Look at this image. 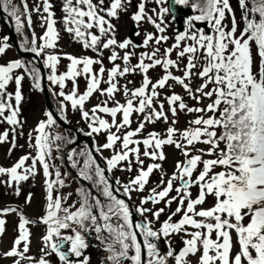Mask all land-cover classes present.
<instances>
[{"label": "snow or ice", "instance_id": "6c2138e0", "mask_svg": "<svg viewBox=\"0 0 264 264\" xmlns=\"http://www.w3.org/2000/svg\"><path fill=\"white\" fill-rule=\"evenodd\" d=\"M146 2L140 0L131 20L137 29L142 22H148L157 31L146 33L137 44L130 37L118 41L112 23L121 13L128 12L132 0H108L107 6L106 0H62L60 22L64 30L74 42L96 55L64 54L70 63L64 72L58 73L62 57L47 51L57 47L58 21L51 0H42L41 20L46 30L39 38L33 31L30 41L23 36L20 44L24 52L33 54L32 60L0 63V124L9 126L0 133V143L9 142L12 133L11 144L15 148L16 135L23 134L22 82L28 76L34 88L43 90L44 77L41 68L36 67L41 57L42 67L49 70L48 83L59 89H53V95L58 98L56 111L60 119L67 120L70 107L79 110L87 122L89 131L85 135L105 134L102 145L86 144L79 151L72 149L67 156L71 167L78 169V177L90 184L78 189L79 199L71 205L65 206L67 197L60 195L59 190L66 184L60 166L53 163L52 153L60 151V141L74 143L75 138L52 131L57 127L52 110L38 122L33 130L35 135L29 133V147L35 155H23L11 167L0 166V177H7L0 183L14 187L17 195L21 182L37 174V165L42 167L45 177L46 207L40 222L46 226V234L42 236L39 258L29 255V225L34 221L16 207L0 209V236L6 231L3 217L9 213L19 216L17 236L12 247L3 253L15 258L13 264H51L49 257L53 254L62 264H89L85 250L90 234L108 253L103 264H169L170 260L174 264H190L188 257L197 254V264H264V0H238L240 20L230 0H172L171 4L169 0H154L159 10L153 8L150 12L146 11ZM21 3L23 10L13 0H0V10L12 18L17 34L23 33L25 24L31 28L32 11L41 12L39 5L29 9L27 0ZM174 6L191 8L194 14L185 18L184 30L169 37L164 18L171 14L176 19ZM197 23L204 26L197 27ZM136 35L139 36V31ZM169 39L174 42L161 54L160 46ZM8 41L7 36L0 40V56L9 49ZM150 46L152 50L140 52L133 65L135 49ZM105 50L110 52L111 68L104 66ZM118 50L123 51L122 56ZM173 52L176 59L171 58ZM185 57L187 63L181 68ZM118 60L122 63H117ZM95 65L100 66L98 70ZM158 66L163 75L153 81L148 73ZM197 68L200 70L194 72ZM174 69L183 75H175ZM137 72L143 77L140 86L131 89L127 84L120 85L119 78ZM193 76L202 81L195 89L191 83ZM81 77L86 82L82 93L78 83ZM69 81L72 87L66 91ZM10 84H15L14 91L8 90ZM101 84L107 87L102 88ZM174 85L181 86L197 104L205 99L210 103L204 107L189 106L174 90L162 98L161 90ZM120 92L124 102L116 99ZM96 93L106 99L86 109V102ZM180 111L196 114L182 131L175 127L178 122L175 117ZM169 112L173 120L163 135L152 131L143 136L146 124L160 120L167 123ZM134 113L142 119L132 129ZM197 144L208 147L197 148ZM165 145H174L184 160L177 161L166 181L162 173L159 184L149 189L138 206L132 205L131 194L144 192L154 171L162 172V164L156 161L166 159ZM105 150L111 155L104 157ZM97 156L104 160V166ZM145 158L152 161L147 167ZM133 165L136 175L127 183L110 180L108 174L113 170L131 173ZM217 168L221 170L215 171ZM177 181L179 184L174 187ZM193 187L198 188L195 198ZM173 191L175 196L170 195ZM209 196L214 198V204L205 208ZM31 199L29 193L25 202L31 203ZM161 202L166 208H171L174 202L177 206L155 228L153 222L160 220L165 207L153 210L145 205ZM149 213L152 219H148ZM136 215L141 219H135ZM177 215L180 219L174 221ZM177 234H183V247L179 250L171 246L170 239ZM162 238L167 244L163 253L159 248Z\"/></svg>", "mask_w": 264, "mask_h": 264}, {"label": "rangeland", "instance_id": "374dc122", "mask_svg": "<svg viewBox=\"0 0 264 264\" xmlns=\"http://www.w3.org/2000/svg\"><path fill=\"white\" fill-rule=\"evenodd\" d=\"M153 1L150 2L149 0H147L146 11L150 12V10L153 8H156L157 11L159 10L158 6ZM27 2H28L29 9H35L39 5L41 8V12L37 13L36 11H32L31 28H29L27 24H25L22 34H17L15 32L14 21L12 20L11 17H9L11 19V25L13 27L14 33L16 34L17 39H19L20 44L23 42L22 40L23 36H27L29 41L31 40L32 34L30 31L34 30L35 35L37 33L36 37L38 38L40 34L44 33V31L46 30V27L42 26L43 22L41 20V15H43L42 1L41 0H27ZM51 2L53 3V11L56 14L55 18L58 19L60 16V20H61V17L63 15V13L61 12L62 0H51ZM139 2L140 0H132V4L129 6L128 12L121 13L119 19L116 20L117 21V24L115 26L117 27L116 28V38L118 41H122V39L127 36V29L129 30V27L130 28L134 27V23L131 20V16L135 11H137V4ZM13 3L20 6L21 10H23L22 5H21V0H13ZM230 3L233 9L235 10V13L239 12L238 0H230ZM238 17L240 18L241 14L238 15ZM164 19L168 24L166 34L169 37H174V34L176 31H175L174 23L171 18V14L166 15ZM225 23H229V20L225 21ZM57 26L60 32V38L58 40L56 49H52V51L55 53H58L59 55H61V57H63L62 60H60V62L61 63L63 62V66L65 69H66V66L70 62L66 60V58H64V54H72L75 56H78V55H81V53H87V52L92 53V55L95 54L91 50L83 49L80 43L74 42L72 36H70L64 30V25L60 21H58ZM241 27H243V25H241ZM138 29L140 30V35H141L140 37L142 38V40L144 39L146 33L148 32L155 33L157 31L154 28V26H152L148 22H142L139 25ZM6 33L7 32L4 29L1 23V20H0V40H2L3 37L7 36ZM173 42H174L173 39H169L167 44H162L160 46L161 54L163 53L164 48L171 46ZM8 43L10 44V47L4 55L0 56V63H7L14 59H23L25 61L32 60L31 56H29L26 59L20 58L17 51L13 48V45L11 44L10 40L8 41ZM118 51H120V55L122 56L123 51L122 50H118ZM135 51L138 57L140 52L148 51V49L139 47V48H136ZM108 53L109 51L105 50L104 56H103V62L109 63L108 58H107ZM173 56L174 58H176L175 57L176 52L172 53V57ZM185 62H186V57L181 61V67H183ZM117 63H122V62L118 60ZM131 63L133 65L137 63L136 56L132 58ZM36 67H38L37 64H36ZM61 69L62 67H58V73ZM199 70H200L199 68L194 69V72L199 71ZM173 71L175 75H183L181 74L180 71H177L175 69ZM148 75L153 81H155L157 78L163 75V72L160 67H156L155 69L150 70ZM142 78H143L142 75L139 72H137L136 74H129L126 77L119 78V81H120V84L122 85L127 84L129 88L134 89L140 86L142 82ZM129 81H131V83H129ZM45 82H46L47 91L51 95V96L49 95L51 100L53 101V103L57 104L58 98L53 95V89L55 91H59V89L55 88V86L50 85L47 79L45 80ZM78 83H79V90L82 93L83 91H85V85H83L81 78H79ZM169 83L173 84L174 82L169 81ZM191 83H192L193 89H195L202 83V81L198 77L193 76ZM106 85L107 84H104L103 88ZM15 87H16L15 84H10L8 90L14 91ZM71 87H72V84H71V81H69L68 88L66 89V91L71 89ZM173 90L179 93L180 95H182L185 99V102L189 106H196V105L201 106L204 103H207L209 101L205 99L203 100L201 104H197L195 100L190 99L188 97L185 90L179 85H174V87L171 89L166 87L165 89L161 90V97L163 98L164 95L171 94ZM21 91L24 97L21 103L22 111H21V116H20V119L23 121V129H22L23 134L16 135V147L15 148H13L11 144L12 133H10L9 135V142L0 143V166H3V167H9V166L11 167L12 165H14L12 164V162L14 163L17 162L21 156L26 155L28 153H32V155H35L34 149L29 147V143H30L29 133H32L33 136L35 135L33 130L37 127V124L40 120L45 119V113L47 112L46 107H45L46 106L45 96L42 95V90H38L33 87L32 80L30 77L25 76V79L22 82ZM103 99H106V97H101L99 93L94 94V96L88 102H86V105H85L86 109H91L95 104H97ZM116 99L119 100L120 102H124L125 97L123 96L122 92H120V93H117ZM167 109H168V105L165 101V111H167ZM195 115H196L195 113L189 114L183 111L178 112L177 116L175 117V119L178 121L175 124V127L181 131L184 130L186 126L189 125L188 121L194 119ZM66 116H67V120L71 121L70 122L71 125L79 126V128L82 130L81 132L83 133V135H85V133L89 131L88 124L84 119H82L81 113L79 110L73 111L69 107L67 110ZM168 116H169V120L167 123H165L163 120H160V121H157L155 124H146V127L143 132V136H147V134L152 131L159 132L163 135L166 129L171 125V122L173 120L172 114L170 112L168 113ZM105 118L109 120L111 119V117H105ZM117 119L118 120L120 119L119 115ZM141 119H142L141 115L134 113L132 116L133 123L131 125V128L135 129L137 127V122ZM8 128L9 126L6 123L0 124V133H2L5 129H8ZM52 131L58 132L61 135L66 136V137L75 138L74 143H67L66 141H60L59 142L61 145L60 151L56 152L54 150L52 153L53 163L60 166V171H61L62 176L65 179V184H66L65 187L59 190L60 195L67 197L66 203H71L72 201H77L78 189L81 188V186L74 179L73 174H71V172L67 168V163L69 162L67 159V156L72 149H76L77 151H79L86 144L88 146L89 144L86 141H82L81 143H79V145H77L76 144L77 137L75 133L71 130H68V131L64 130L58 123H57V127H55ZM17 132L19 133L20 129H17ZM90 141L92 142V145L94 144L102 145L105 142V134L103 132L98 135L94 134L92 137H90ZM196 147L207 149L208 146L204 144H197ZM141 151H143V147L141 148ZM163 151L166 155V159L164 160V162L161 163L162 172L160 170L154 171V173L150 177V182L145 188L144 192L134 191L132 193V197L135 200L134 201L135 203L140 204L141 198L149 194V189L159 184L162 173L165 174L164 179L166 181L172 175L173 171L175 170V165L177 161L184 160V156L182 155L181 151L177 149L174 145H165L163 148ZM109 153L110 151L105 150L103 152V156H107ZM204 158L210 159L212 157L205 156ZM151 162H152L151 160L145 158V167H147V165ZM27 163L30 164L31 161L29 160ZM81 164H82V160H81ZM37 168H38V171L34 177H30L29 180L26 182H21V184L19 185L20 187L19 195L16 194L14 187H9V186H6L4 183H0V206L12 205L18 208L19 210H22V212L27 213L28 215H31L32 217H41V215L44 214L45 207H46L45 177L43 175L42 167L40 165H37ZM219 169L220 168H217L215 169V171H218ZM199 170L200 169L197 170L193 178H195V175H198ZM135 175H136L135 165H133V171L131 173L127 171L114 170V176L115 177L119 176L120 180L125 183L128 181L130 177L135 176ZM6 179L7 177H0V181L6 180ZM174 186H175V183H174ZM191 192H192V197L195 198L198 195V188L193 187L191 189ZM29 193L32 194L31 203H26L25 201ZM170 195L175 196V192L173 191ZM213 204H214V198L209 196L206 203L203 205V207L208 208V207H211ZM176 206L177 204L175 202L171 205V208H166L163 202H161L158 205H152L151 203L145 205V207L152 208L153 210H155L156 208L165 207V212L160 216V219L167 218L170 212L175 210ZM149 215L151 216V213ZM17 217H18L17 213H9L7 216L3 217L6 220V231L0 238V264H6V262H9L11 260L10 258L3 257V253L6 249H9L12 247L11 237L14 234L13 228L15 227L17 223ZM179 217L180 216L177 215L176 217L173 218V220L178 221ZM30 232H31V236H32L31 238L33 240V244L29 252V255L39 258V255L41 252L40 251L41 250L40 236L43 234L42 225L39 224L36 227L30 228ZM91 260H92L91 264H97L96 255H94Z\"/></svg>", "mask_w": 264, "mask_h": 264}, {"label": "flooded vegetation", "instance_id": "af4514ba", "mask_svg": "<svg viewBox=\"0 0 264 264\" xmlns=\"http://www.w3.org/2000/svg\"><path fill=\"white\" fill-rule=\"evenodd\" d=\"M44 227H45V230L43 234L40 236L41 237V243H40L41 248L43 247L42 236L46 234V226L44 225ZM87 243L89 247L85 250V256L89 258V264H91V261H92L91 259L94 255H96V258H97V264H103V261L105 260L108 253L103 250V245L100 243V241L95 239L94 234H90L87 238ZM159 248L162 253L167 251V246L165 245V241L163 238L159 241ZM49 260L51 264H62V262L59 261L58 256H56L55 254L51 255L49 257ZM169 264H174V261L170 260Z\"/></svg>", "mask_w": 264, "mask_h": 264}, {"label": "water", "instance_id": "95a60500", "mask_svg": "<svg viewBox=\"0 0 264 264\" xmlns=\"http://www.w3.org/2000/svg\"><path fill=\"white\" fill-rule=\"evenodd\" d=\"M171 3H172V0L170 1V4H171ZM174 7H175V10H176V19H175L174 21H175V24H176L177 29L182 31V30H184V21H185V20H184V17H183V9H182L181 6H174ZM0 12L2 13V10H0ZM5 26H6V28L10 31V34H11V37H12V40H13V43H14L16 49L18 50V52H19L22 56H25L26 53H23V52L20 50V47H19V45H18V41H17V38H16L15 34H14L13 31L9 28V26L7 25V23H5ZM136 32H137L136 29H134V30H132V31L130 32V38H131L132 40H133V39H134V40L137 39L138 36L136 35ZM44 82H45V77H44ZM44 95H45V99H46V102H47L48 108H49L50 110L53 111V109H52V105H51V101H50V97H49V94H48V91H47V89H46L45 84H44ZM53 112H54V111H53ZM54 115H56L57 120H58V122H59L61 125H63V126H64L65 128H67V129H71V130H73V131H76V132L78 133V136H79V137L82 136V135L79 133V131H78L77 128H75V127L69 125L68 123H66L65 121H63L62 119H60V118L58 117L57 114L54 113Z\"/></svg>", "mask_w": 264, "mask_h": 264}, {"label": "trees", "instance_id": "16d2710c", "mask_svg": "<svg viewBox=\"0 0 264 264\" xmlns=\"http://www.w3.org/2000/svg\"><path fill=\"white\" fill-rule=\"evenodd\" d=\"M240 14H241V11H240ZM209 115H211V113H209ZM221 147H223V145H221Z\"/></svg>", "mask_w": 264, "mask_h": 264}]
</instances>
